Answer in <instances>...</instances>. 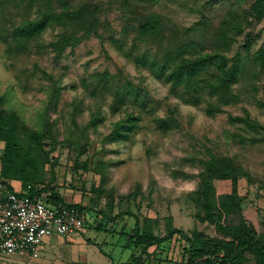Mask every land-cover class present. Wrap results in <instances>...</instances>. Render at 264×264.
<instances>
[{
  "label": "rangeland",
  "instance_id": "obj_1",
  "mask_svg": "<svg viewBox=\"0 0 264 264\" xmlns=\"http://www.w3.org/2000/svg\"><path fill=\"white\" fill-rule=\"evenodd\" d=\"M79 6L87 11L84 20H51L20 50L11 48L17 45L13 32L24 22ZM151 15L156 30L142 33ZM184 45L189 48L182 50ZM168 53L176 61L216 55L226 67L235 64V98L208 114L206 105L215 96L206 88L198 91L199 102L190 103L185 84L171 89L135 61L144 55L161 63ZM102 73L106 86L99 81ZM219 75L213 61L194 80ZM127 82L138 96L129 94L112 109V91ZM0 95V106L39 134V143H25L42 164L36 180L85 215L79 233L88 244L87 264L128 258L124 236L104 228L130 223L129 212L154 234H164L171 222L226 238L206 218L205 183L224 224L235 225L243 215L264 235V0H0ZM246 116L251 125L237 118ZM3 146L0 141V158ZM212 157L229 158L236 168L239 209L220 207L221 196L232 190L228 179L207 176ZM95 210L104 215L96 217L100 228L89 219ZM182 244L174 236L158 248L181 259ZM245 255L241 264H253V255ZM11 257L0 255V262ZM164 258L143 254L140 260L170 261ZM20 261L35 263L28 255Z\"/></svg>",
  "mask_w": 264,
  "mask_h": 264
},
{
  "label": "trees",
  "instance_id": "obj_2",
  "mask_svg": "<svg viewBox=\"0 0 264 264\" xmlns=\"http://www.w3.org/2000/svg\"><path fill=\"white\" fill-rule=\"evenodd\" d=\"M86 14L87 11L83 6H79L73 11L43 12L38 18L26 21L15 29L13 36L17 40V49L16 47L11 48L20 50L24 46L26 39L41 32L51 20H84V15ZM155 30L156 17L151 15L145 24L142 25L141 32L148 34L153 33ZM187 48H189L188 45H184L182 50ZM135 61L142 66H146L155 77L169 82L171 89H175L179 84H185L184 94L186 96L184 98L190 103L199 102L200 93L198 91L206 88L210 96H215V102H209L206 105L208 114L221 110L219 103H228L235 98L230 91V85L237 74V67L235 64L231 67H226L223 60L216 55L176 61L175 55L168 53L166 59L161 63L144 55H138L135 57ZM213 61L217 63L220 70L219 77L213 81H205L203 83H201V79L194 80L203 68ZM99 81L102 86H106L108 82L107 75L102 73L99 76ZM188 83H191V85H188ZM132 93H134L135 97L138 96V91L133 90L129 82L123 85H116L112 91V109H117L125 100V97ZM3 102L4 98L0 95V105ZM237 118L251 125V120L247 116L245 118ZM122 126L120 125V127ZM124 133L122 131L118 135ZM0 141L4 142L0 158V180L12 185L11 179L15 178L20 181L21 186L30 183L34 189L48 187L51 189V196L48 199L50 203L68 206L53 186L36 180L40 175L39 170L42 164L34 160L31 153L26 151L25 143H39L40 139L37 131L29 129L14 111L4 109L1 106ZM206 173L210 179L218 178L230 181L232 194L221 196L219 200L220 207L226 212L230 208L239 209L240 200L235 194L238 173L231 160L225 157H212L207 163ZM201 194L204 199L202 206L207 216L206 218L212 222L216 231L228 238L212 236L197 228L186 231L181 227L172 225L171 222L167 225V230L164 234H154L151 230L140 227L136 216L129 212L128 216L132 217L130 223L124 221L118 230L114 227V224L104 228L111 232H119L124 236L123 245L131 248L128 258L116 264H142L140 258L143 254L149 256V254L155 253L160 243L174 236L181 238L183 244L181 247L182 258L179 262L171 261L173 264H241L246 259V252L253 255V264H264V235L258 233L253 224L243 215L240 216L238 223L235 225L224 224L221 215L212 210L209 199L212 195L210 183H205L202 186ZM79 207L86 208L80 205ZM94 216H89V219L94 223V227L100 228V221H97L96 217H104L103 212L95 210ZM115 217L116 214L110 218L114 219ZM88 240L90 239L88 238Z\"/></svg>",
  "mask_w": 264,
  "mask_h": 264
},
{
  "label": "built area",
  "instance_id": "obj_3",
  "mask_svg": "<svg viewBox=\"0 0 264 264\" xmlns=\"http://www.w3.org/2000/svg\"><path fill=\"white\" fill-rule=\"evenodd\" d=\"M51 189L30 183L16 188L0 180V254L38 256L46 236L72 235L84 227L85 215L64 204L48 201Z\"/></svg>",
  "mask_w": 264,
  "mask_h": 264
},
{
  "label": "crops",
  "instance_id": "obj_4",
  "mask_svg": "<svg viewBox=\"0 0 264 264\" xmlns=\"http://www.w3.org/2000/svg\"><path fill=\"white\" fill-rule=\"evenodd\" d=\"M11 183L16 188L21 187L18 180H11ZM79 232H81V230ZM79 232L72 235L52 234L46 236L41 243L39 256L31 257L28 255L30 260L34 261V264H87L88 256L84 251L87 249L88 244H86ZM177 252L178 250L176 249L175 255ZM166 254L167 251H162L157 248L155 253H151L150 256H161L169 258L170 260L167 261V259L164 258L165 260L156 261L155 264H173L171 261L179 262L181 260L177 259L175 256L171 259L170 256L166 257ZM11 255L13 254L9 256ZM23 255L26 254L14 253V257H11L6 262H0V264H20ZM92 256L95 261L103 263V257H97L94 252H92Z\"/></svg>",
  "mask_w": 264,
  "mask_h": 264
}]
</instances>
